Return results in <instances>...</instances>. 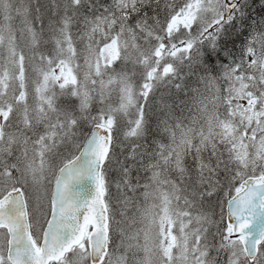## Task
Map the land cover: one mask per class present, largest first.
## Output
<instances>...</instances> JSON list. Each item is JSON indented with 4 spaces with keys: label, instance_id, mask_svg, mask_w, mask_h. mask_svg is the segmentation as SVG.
Returning a JSON list of instances; mask_svg holds the SVG:
<instances>
[{
    "label": "snow or ice",
    "instance_id": "obj_1",
    "mask_svg": "<svg viewBox=\"0 0 264 264\" xmlns=\"http://www.w3.org/2000/svg\"><path fill=\"white\" fill-rule=\"evenodd\" d=\"M0 264H264V0H0Z\"/></svg>",
    "mask_w": 264,
    "mask_h": 264
}]
</instances>
